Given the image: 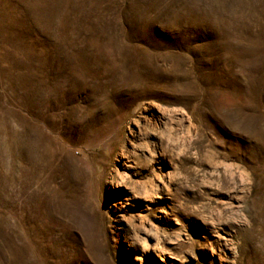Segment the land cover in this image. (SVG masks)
I'll return each instance as SVG.
<instances>
[{
  "label": "rangeland",
  "instance_id": "rangeland-1",
  "mask_svg": "<svg viewBox=\"0 0 264 264\" xmlns=\"http://www.w3.org/2000/svg\"><path fill=\"white\" fill-rule=\"evenodd\" d=\"M164 261L264 264V0H0V264Z\"/></svg>",
  "mask_w": 264,
  "mask_h": 264
},
{
  "label": "bare ground",
  "instance_id": "bare-ground-1",
  "mask_svg": "<svg viewBox=\"0 0 264 264\" xmlns=\"http://www.w3.org/2000/svg\"><path fill=\"white\" fill-rule=\"evenodd\" d=\"M164 260V259H163ZM164 263L165 264H172V263H170L169 261H164Z\"/></svg>",
  "mask_w": 264,
  "mask_h": 264
}]
</instances>
